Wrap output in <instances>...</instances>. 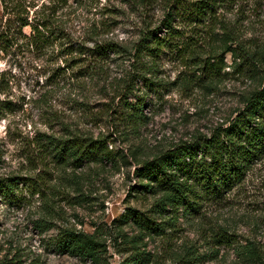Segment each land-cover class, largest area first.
Wrapping results in <instances>:
<instances>
[{
    "label": "rangeland",
    "instance_id": "1",
    "mask_svg": "<svg viewBox=\"0 0 264 264\" xmlns=\"http://www.w3.org/2000/svg\"><path fill=\"white\" fill-rule=\"evenodd\" d=\"M31 1L38 4L31 17L50 2ZM172 1L69 0L53 18L66 43L46 53L0 51V107H10L0 110V177H24L14 194L0 193V264H264V156L240 184L203 200L199 214H180L164 235L139 238L135 223L121 222L128 206L145 210L154 200L133 191L137 159L227 126L264 77V0H219L206 30H196L206 36L194 39L197 54L165 49L158 71L147 73L155 82L146 84L134 45L148 28L166 31ZM226 37L234 56L225 53L218 75L203 72L199 63L222 51ZM107 42L119 51L60 52L65 44ZM126 100H143L137 125L122 113ZM44 133L104 138L114 160L58 163L42 149ZM66 228L95 233L105 243L100 260L61 251ZM137 246L141 261L128 260Z\"/></svg>",
    "mask_w": 264,
    "mask_h": 264
},
{
    "label": "trees",
    "instance_id": "2",
    "mask_svg": "<svg viewBox=\"0 0 264 264\" xmlns=\"http://www.w3.org/2000/svg\"><path fill=\"white\" fill-rule=\"evenodd\" d=\"M49 1V4L43 2L38 6L40 14L31 17L30 9L38 5L36 2L0 0L3 14H9L6 20L3 14L0 16V51L9 52L13 48L46 53L54 45L67 42L68 36L62 33L63 29L53 18L69 0ZM218 1L173 0L170 11L162 21L166 31L156 32L155 29L148 28L143 32L135 42L133 55L139 60L138 72L146 84L152 85L155 82L147 73L158 71L157 59L165 49L182 57L197 54V42L194 39L206 36L196 30H206ZM174 20L179 22V26L174 24ZM26 26L31 28L29 33L24 31ZM230 38L223 39L222 51L213 52L201 60L199 64H202L200 68L203 72H209L213 76L222 72L227 64L225 53L232 51V55L235 54V49L228 43ZM65 46L59 49L60 52L84 53L87 49L98 58L106 56L110 50L119 51L113 42L97 43L93 47L82 44L74 46L72 43ZM146 57L149 59L145 60ZM59 69L60 67L56 68ZM125 102L122 113L130 123L137 125L145 117L143 100ZM3 108L10 107H0V110ZM41 145L58 163L81 166L85 162L114 160L107 140L100 137L76 134L63 138L44 133ZM263 156L264 77L261 87L254 89L244 99V106L237 110L227 126L215 128L209 136H197L192 141L176 144L153 158L137 159L133 191L141 195H153L154 200L150 208L145 210L128 206L121 215V222L135 223L140 230L139 238L142 234L164 235L167 228L176 224L180 214L185 217L197 215L201 212L203 200H218L240 184L252 165ZM23 178L17 175L0 177L1 195L14 194L21 182L19 180ZM155 215H167V219L159 220ZM124 237L127 236L124 234ZM129 240L133 243L137 241L136 236ZM104 244L95 233L70 228H66L58 240L61 251L90 257L95 261L100 260ZM255 248L249 247L247 253L252 255ZM142 252L137 246L128 260L141 261Z\"/></svg>",
    "mask_w": 264,
    "mask_h": 264
}]
</instances>
